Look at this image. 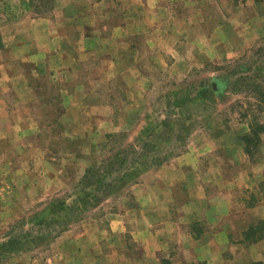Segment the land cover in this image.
<instances>
[{"label":"rangeland","instance_id":"obj_1","mask_svg":"<svg viewBox=\"0 0 264 264\" xmlns=\"http://www.w3.org/2000/svg\"><path fill=\"white\" fill-rule=\"evenodd\" d=\"M0 264H264V0H0Z\"/></svg>","mask_w":264,"mask_h":264}]
</instances>
